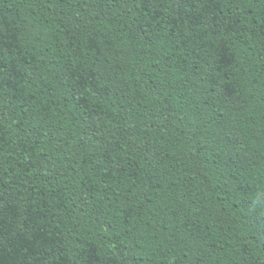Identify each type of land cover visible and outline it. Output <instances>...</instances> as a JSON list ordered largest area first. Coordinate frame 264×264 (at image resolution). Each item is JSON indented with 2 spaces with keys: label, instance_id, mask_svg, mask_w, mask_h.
<instances>
[{
  "label": "trees",
  "instance_id": "16d2710c",
  "mask_svg": "<svg viewBox=\"0 0 264 264\" xmlns=\"http://www.w3.org/2000/svg\"><path fill=\"white\" fill-rule=\"evenodd\" d=\"M0 27V264H264V0H0Z\"/></svg>",
  "mask_w": 264,
  "mask_h": 264
},
{
  "label": "rangeland",
  "instance_id": "374dc122",
  "mask_svg": "<svg viewBox=\"0 0 264 264\" xmlns=\"http://www.w3.org/2000/svg\"><path fill=\"white\" fill-rule=\"evenodd\" d=\"M0 29H1V27H0ZM221 92L223 93V95H221V96L224 98V100H226V102H227L230 106L234 107L235 105L238 104L236 98H235L232 94H230V93H228L227 91H224V90H222V89H221Z\"/></svg>",
  "mask_w": 264,
  "mask_h": 264
}]
</instances>
